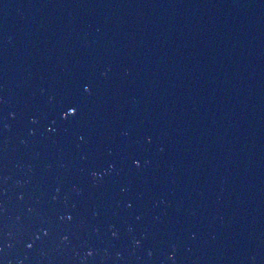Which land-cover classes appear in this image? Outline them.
<instances>
[{
  "label": "water",
  "instance_id": "1",
  "mask_svg": "<svg viewBox=\"0 0 264 264\" xmlns=\"http://www.w3.org/2000/svg\"><path fill=\"white\" fill-rule=\"evenodd\" d=\"M0 264H264V0H0Z\"/></svg>",
  "mask_w": 264,
  "mask_h": 264
}]
</instances>
